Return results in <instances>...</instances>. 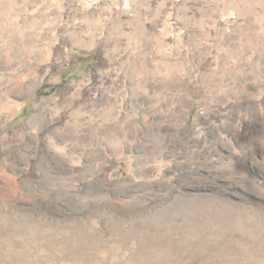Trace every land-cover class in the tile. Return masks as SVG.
Returning <instances> with one entry per match:
<instances>
[{
    "label": "rangeland",
    "instance_id": "obj_1",
    "mask_svg": "<svg viewBox=\"0 0 264 264\" xmlns=\"http://www.w3.org/2000/svg\"><path fill=\"white\" fill-rule=\"evenodd\" d=\"M0 264H264V0H0Z\"/></svg>",
    "mask_w": 264,
    "mask_h": 264
}]
</instances>
